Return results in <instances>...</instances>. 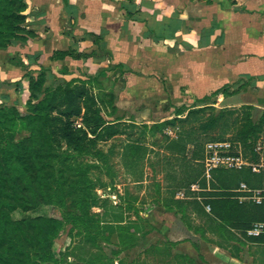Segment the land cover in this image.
I'll use <instances>...</instances> for the list:
<instances>
[{
  "label": "crops",
  "instance_id": "crops-1",
  "mask_svg": "<svg viewBox=\"0 0 264 264\" xmlns=\"http://www.w3.org/2000/svg\"><path fill=\"white\" fill-rule=\"evenodd\" d=\"M24 3L29 35L0 48V99L28 90L30 76L43 73L45 84L107 82L116 122L171 119L215 91L219 102L229 101L221 108L264 109V0ZM57 52L72 55L54 59ZM199 193L175 197L186 200L182 208L138 212L152 226L122 228L126 237L137 229V240L116 241L119 259L108 252L111 234L97 250L104 258L90 264H264V243L212 219Z\"/></svg>",
  "mask_w": 264,
  "mask_h": 264
},
{
  "label": "rangeland",
  "instance_id": "rangeland-1",
  "mask_svg": "<svg viewBox=\"0 0 264 264\" xmlns=\"http://www.w3.org/2000/svg\"><path fill=\"white\" fill-rule=\"evenodd\" d=\"M24 11L17 15L24 16ZM14 22L21 27L25 25L19 18ZM24 34L28 35L27 31ZM40 75L30 79L38 80ZM13 83L17 81L2 85ZM92 83L91 91L98 99L97 107L104 123L121 120L108 104V83L99 80ZM58 84L44 82L43 88L52 90ZM40 91L21 89L16 97L0 99V207L7 212L9 222L19 224L17 228H0V236L4 237L0 240V256L11 258L10 262L0 258V264H55L53 258L65 264L95 262L100 255L97 250L103 251L107 245L98 240V249L93 243L83 242L76 228H98L101 222H115L119 217L130 228L152 226L138 212L163 213L168 209L166 205L175 208L170 188L181 186L200 170L199 156L206 142L218 138L236 140L245 123L233 124V118L249 117L259 129L256 138L249 140L264 144V109L245 105L221 108L229 101L219 102L214 95L205 104L193 103L194 108L210 104L215 111L208 110L198 115V121L185 125L187 130L191 125L197 126L192 139L195 137L199 146L187 144L184 154L178 148L165 147L167 141L163 135L176 140L177 130L181 129L178 124L167 126L162 132L152 128L154 123H146L144 127L142 123L131 126L132 122L126 121H117L113 126L121 134L108 137L101 130L95 139L89 136L93 141L86 144L84 153H77L45 136L41 122L32 121L42 113L46 92ZM220 110L234 114L224 115L205 132L198 129L210 113ZM9 147L18 150L14 154L5 152ZM5 156H9L10 164ZM12 193L16 195L11 197ZM6 202L13 207L5 205ZM7 231L12 232L14 240L18 238L22 242V249L10 247L17 244L9 239ZM111 234L108 252L115 259L120 258L116 256L121 252L116 248L117 240L124 241L119 245H124L131 236L137 240V229L127 237L123 233Z\"/></svg>",
  "mask_w": 264,
  "mask_h": 264
},
{
  "label": "trees",
  "instance_id": "trees-1",
  "mask_svg": "<svg viewBox=\"0 0 264 264\" xmlns=\"http://www.w3.org/2000/svg\"><path fill=\"white\" fill-rule=\"evenodd\" d=\"M15 6H17L15 8ZM26 9V4L24 0H0V48H6L9 44H11L14 40H23L25 38L24 34L26 31L15 24V20L18 18L21 22L24 20V16H18L17 14ZM10 16V17H9ZM14 24V25H13ZM29 35V33H28ZM66 54L72 55L70 52H57L53 56L54 59L63 58ZM40 77V78H39ZM36 80L31 78L29 80V89L31 90H41L40 92H46V98L42 101V113L33 117L32 121L41 122L44 126L46 135L49 136L55 142L59 144H63L68 149L77 152L84 153L85 146L88 142L93 141L89 136H95L94 139L100 134L101 130H103L102 135H107L108 137L116 136L117 134H121L118 129H114V125H117L119 122L115 123H104L103 118L99 114V108L97 107L98 99L95 97L91 91L92 82H96L98 78L96 77H88L85 80L75 79L65 82L64 84H58L52 90H48L47 88H43V83L45 82L44 74L41 73ZM16 85V84H14ZM91 85V86H90ZM218 91L213 92L209 97H205L203 99L197 100L195 103H203L205 104L206 100H209L210 97L216 96ZM110 100V99H109ZM108 104L112 106L111 102ZM195 106V105H194ZM180 106L175 110V117L167 120H163L161 122H156L152 124V128H156L159 131L164 130L167 126H175L179 125L180 131L177 130V138L176 140L168 139L165 135H163L166 139L165 147L174 150L178 148L180 154H184L185 148L187 144H192L196 146L198 145L197 139L192 136L194 135V131L197 126L191 125V127L187 130L185 125H189L190 123H194L198 121V115L208 111L214 110L215 108L210 104L203 105L199 108ZM248 108H252L253 106L245 105ZM113 107V106H112ZM114 108V107H113ZM255 108V107H253ZM115 109V108H114ZM218 112V113H217ZM215 113H210L209 117L205 121H201L198 125V129L202 132L207 131L209 128L215 126L219 120L222 119L224 115L232 116L234 114L233 111H217ZM76 122L80 124L79 127L76 126ZM240 122H244V128H242L237 133L236 140L230 141H238L240 142L247 150H251L252 146L256 141L249 140V138H256V132L259 130L258 126H255L249 119V117H235L232 119L233 124H237ZM103 124V125H102ZM102 125V126H100ZM131 126H135L136 123L132 122ZM144 127L147 124H142ZM195 127V128H194ZM183 128V130H182ZM213 140H228L223 138L213 139ZM18 148L14 147V151L12 147H9L5 152H17ZM202 150L199 158H202ZM255 158V156H253ZM17 158V156L15 157ZM198 158V159H199ZM6 162L8 164L11 163L9 156H5ZM202 174V167L200 164V170L194 172L191 176L183 181L181 186L173 187L171 189V197L175 199V193L178 189L184 188L188 189L189 185L200 180V186L202 188H206V183L203 179H200ZM13 177V176H12ZM241 182L246 183L250 188H262L264 185V180L262 175L254 174L249 169L242 170H225V169H217L212 172V180L209 183V186L212 191H203L200 192L199 195L206 198L204 200L205 204H209L211 207V217L212 219L218 221L222 225L228 226L231 229H236L240 231V234L243 236L244 231L250 227V225L255 221H263L264 222V200L261 204H254L252 202H242L239 203L237 200L232 199L234 193L229 192L230 190L238 188ZM12 189V188H11ZM188 193V191H187ZM16 194L12 193L11 197ZM16 199V198H15ZM13 199V200H15ZM3 201V200H2ZM9 201H12L9 199ZM192 203L198 205L195 199L190 200ZM10 202H6L5 205L12 206L9 204ZM173 203L176 207L182 208L186 203V200H173ZM168 210H170L171 205H166ZM119 217V216H118ZM139 217V216H138ZM138 219L143 218L139 217ZM134 225V224H133ZM5 226V228H17L19 224H12L9 222V217L5 209L0 207V228ZM131 227V226H130ZM128 226H124L123 218L119 217L115 222H101L98 228H76V232L81 234L83 237V242L85 243H93V246L100 249V246L97 244L98 240L102 242H109V236L111 233H114L112 228H116L117 233H123L122 228H130ZM110 229L106 235V230ZM12 231V229H10ZM11 231H7V236L9 235V239L12 242L17 244L16 247L10 245V247L16 249H22V242L17 238L14 240L12 237L13 234ZM124 234V233H123ZM4 237L0 236V240H3ZM23 240V238H22ZM129 240H135L134 236H131ZM257 242L264 243V235H261L258 238H255ZM9 241V240H8ZM24 248V247H23ZM117 252H115L116 254ZM25 256H27L25 254ZM3 261L10 262V257L0 256ZM104 258L103 255H99L97 260H102ZM55 264H65L62 260H56L53 258ZM87 264H90L88 262Z\"/></svg>",
  "mask_w": 264,
  "mask_h": 264
},
{
  "label": "built area",
  "instance_id": "built-area-1",
  "mask_svg": "<svg viewBox=\"0 0 264 264\" xmlns=\"http://www.w3.org/2000/svg\"><path fill=\"white\" fill-rule=\"evenodd\" d=\"M76 126L80 124L76 122ZM255 156V158L253 157ZM202 174L200 179L206 183V189L200 186V180L189 185L187 190L176 192L175 197L187 198V191L198 194L199 192L210 190L209 183L212 180V172L217 169L242 170L249 169L254 174L262 175L264 180V144L256 142L251 150H247L240 142L230 140H213L204 144L202 158L200 160ZM234 193L232 197L239 203L248 201L254 204H261L264 200V185L262 188H250L246 183L241 182L238 188L230 190ZM195 199L202 202L204 198L195 195ZM204 211L211 214L209 204L203 203ZM247 237H260L264 235V222L255 221L244 231Z\"/></svg>",
  "mask_w": 264,
  "mask_h": 264
}]
</instances>
